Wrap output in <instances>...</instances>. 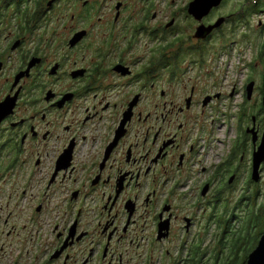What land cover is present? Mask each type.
<instances>
[{"label": "flooded vegetation", "instance_id": "obj_1", "mask_svg": "<svg viewBox=\"0 0 264 264\" xmlns=\"http://www.w3.org/2000/svg\"><path fill=\"white\" fill-rule=\"evenodd\" d=\"M195 1L0 0V264L238 260L264 0Z\"/></svg>", "mask_w": 264, "mask_h": 264}, {"label": "water", "instance_id": "obj_2", "mask_svg": "<svg viewBox=\"0 0 264 264\" xmlns=\"http://www.w3.org/2000/svg\"><path fill=\"white\" fill-rule=\"evenodd\" d=\"M223 0H196L192 4V12L195 15H203L211 8L219 6ZM264 163V146L255 157V171L254 177L256 180L260 178V168ZM248 264H264V234L257 246V248L250 254Z\"/></svg>", "mask_w": 264, "mask_h": 264}, {"label": "trees", "instance_id": "obj_3", "mask_svg": "<svg viewBox=\"0 0 264 264\" xmlns=\"http://www.w3.org/2000/svg\"><path fill=\"white\" fill-rule=\"evenodd\" d=\"M241 225H242V228L240 230L241 234H240L239 240L234 245L235 248L238 247L239 252L246 249L247 246H244V245H245V242L247 241L248 235L250 236L249 238L250 247H253L254 246L253 242L255 241V237L257 236V239L259 238V242H260L264 234V226H262L260 219H258L257 210L251 209L249 216L241 223ZM258 244L251 251V253L257 248ZM247 260H248V257L246 260H244L243 264H246ZM234 264H238V260H236Z\"/></svg>", "mask_w": 264, "mask_h": 264}, {"label": "rangeland", "instance_id": "obj_4", "mask_svg": "<svg viewBox=\"0 0 264 264\" xmlns=\"http://www.w3.org/2000/svg\"><path fill=\"white\" fill-rule=\"evenodd\" d=\"M258 20V19H257ZM256 20V23H258V21ZM238 63L236 62V65H237ZM230 75H235L236 77H237V75L234 73V72H232V73H230ZM219 135H220V138H223V134H222V132L221 131H219ZM263 192H264V188H263V190H262ZM261 205H264V196H262V201H261ZM257 212H258V219H260V222L262 223V226H264V207H263V209H261L260 208V211H258L257 210ZM249 238H250V236L248 235V238H247V241L245 242V245L244 246H247L246 247V249H244L243 251H242V253L240 254V256L238 257V264H243V259L244 260H246L247 259V257L249 258V255L251 254V251L255 248V246L259 243V238L257 239V236L255 237V241L253 242L254 244V246L253 247H250V244H249V242H250V240H249ZM235 242H237L239 239H238V237H235ZM229 244V246H230V244H231V242H229L228 243Z\"/></svg>", "mask_w": 264, "mask_h": 264}, {"label": "built area", "instance_id": "obj_5", "mask_svg": "<svg viewBox=\"0 0 264 264\" xmlns=\"http://www.w3.org/2000/svg\"><path fill=\"white\" fill-rule=\"evenodd\" d=\"M218 145L221 146L220 143Z\"/></svg>", "mask_w": 264, "mask_h": 264}]
</instances>
